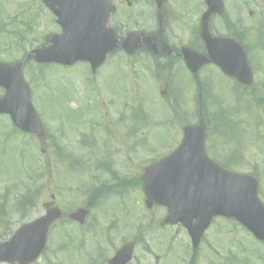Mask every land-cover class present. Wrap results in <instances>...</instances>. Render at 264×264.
I'll list each match as a JSON object with an SVG mask.
<instances>
[{
	"label": "rangeland",
	"instance_id": "374dc122",
	"mask_svg": "<svg viewBox=\"0 0 264 264\" xmlns=\"http://www.w3.org/2000/svg\"><path fill=\"white\" fill-rule=\"evenodd\" d=\"M113 1L120 5L122 16L130 10L128 3H133L132 9L137 11L140 9L141 13L150 10L149 0ZM224 3L226 12L222 17L212 19L211 33L216 36L226 34L229 30L233 33L242 30L246 32L247 42H245L254 56L255 84L246 93L242 94L240 91L235 93V86L218 69L208 66L205 71L199 73L204 86H202L203 89L201 88L202 91L195 87V91H198L196 100H200L198 96L201 93L205 114L211 120L225 117L227 121L225 122L228 124L222 131V139L218 140L215 135L210 139L212 144L218 142V146L220 144L222 146L227 141H231L230 144H226V150L218 149L219 153L214 151L212 153L220 155L227 161L230 149L236 148L235 138L238 132V157H241L242 162L238 161V167L234 166L235 172L249 174L256 171L264 181V135L262 134L264 127L258 129L260 119L264 121V102L260 108L256 104V99L264 100V0H224ZM165 5L171 9L172 14V11L175 12V17H178L175 20L173 15L172 18L170 16L167 23L169 32L165 36L175 43L180 42V45L183 43L200 45L194 40L193 31L199 28L201 17L199 15L206 10L203 0H168ZM27 9L29 13L25 12ZM24 13L26 16H23ZM50 14L41 7L38 0H0V27H2L0 61L13 63L21 60L26 51L30 53L46 45L45 40L48 35L60 34L61 29L56 24L54 16ZM117 18L115 17L111 24L121 31H124V28L128 29L124 24H120L122 18L120 20ZM238 19L241 22H237ZM227 21L231 26L229 30L225 23ZM19 23L24 28H27L26 25L31 26L30 29L34 32L25 33V42L22 41L21 47L18 46L12 34L13 31L22 30L18 26ZM141 23L144 24V22ZM129 27L131 31L139 28L132 23ZM186 27L188 32L184 29ZM126 62L122 58L116 59L113 66L102 68V74L95 75L94 80L87 68L89 66L84 64H77L72 68L49 66L44 70L41 80V73L36 72L35 66V69L32 66H26L24 75L32 87L34 94L32 102L45 123V128L50 134V141L48 140L49 144L43 143L42 140L23 137L19 134L11 139L10 120L7 117H0V200L10 194L7 197L9 210L14 207L19 198L34 195L36 204L30 212L43 213L45 212L44 204L51 201L50 197L53 193L57 196L56 203L59 207L64 208L69 205V210L76 211L77 206H81L84 199L77 200L76 194L81 184L88 179L77 172H71V174L74 173V178L68 175L65 171L69 170L66 163L60 160L55 152L66 158L69 164L78 163L79 165L88 162L84 165L91 166V161L97 165L110 160L114 169H124L127 172L128 164L123 160L122 155L111 154L110 148L122 149L125 140L123 131L128 127L130 137L127 138L126 143L131 148V152L128 151L131 155L128 156L134 163V166L129 169L131 175L135 176L141 165L163 157L175 147L178 139L181 138V134L175 129L176 126L181 128L187 122L197 120L199 116L197 110L189 113L191 111L187 106L189 93L185 95L187 100L183 109H179L173 100L174 95H177L181 89L186 93V90H190L187 72L181 71L177 76V87L174 79L169 78L166 85L162 84L161 79L157 81L153 78L151 71H142L140 63L137 62L133 68L127 67ZM153 90L157 93L156 95ZM160 92L167 94L162 97L159 95ZM2 94L3 92L0 91V97ZM101 102L105 108H102L103 113H100V116H103L102 122L108 126V135L104 143L106 146L103 145V137L96 130L97 124H100V118L99 123L97 122V106L100 103L102 107ZM123 107L128 110L125 112ZM141 108L146 115H149L148 117L141 114ZM185 118L189 120H183ZM170 119H174L177 125L165 126ZM163 121L165 122L162 123ZM235 121L238 122V131ZM214 127L212 122L211 128ZM218 130L220 132V127ZM94 134L99 138L98 144L94 140L96 155L89 156L87 160L83 155L92 153L88 141ZM24 143L26 144L23 145ZM224 151L228 153L224 154ZM34 175L39 180L37 184L30 185L27 183L28 178ZM135 195L137 192L131 196L135 197ZM131 200L134 199H130L128 205L133 210L137 207V203L134 204ZM136 211V214H132L131 211L129 214L132 217V223L136 222L137 218H143L142 225L146 228L143 241L148 246V251L143 253L139 249L138 255L145 259L146 264H156V254L160 256L161 264H182L190 259L187 253L191 252V242L186 231L180 227L162 229L161 222L165 217V209L145 212L141 208H136ZM106 212H110V209ZM215 222L216 225H213L206 233V241L201 248V254H206L211 264H264L263 244L253 241L248 233L242 229L238 230L234 224L226 223L227 221L223 219H216ZM128 233L133 235L135 229L131 228ZM145 244H142L144 249ZM230 257L236 259H230ZM64 264L83 263L80 260L77 262L66 260Z\"/></svg>",
	"mask_w": 264,
	"mask_h": 264
},
{
	"label": "water",
	"instance_id": "95a60500",
	"mask_svg": "<svg viewBox=\"0 0 264 264\" xmlns=\"http://www.w3.org/2000/svg\"><path fill=\"white\" fill-rule=\"evenodd\" d=\"M43 1L58 16L63 33L49 37L47 42L52 46L35 51L28 60L65 66L82 61L90 63L92 70L96 71L118 45L114 33L107 28L114 8L105 0ZM165 1L159 0L160 4ZM206 3L209 10L203 16L201 37L209 50L210 60L228 76L249 85L252 82L251 69L241 46L234 50L231 40L213 39L209 32L210 16L224 13L223 1L206 0ZM124 47L132 54L137 47L133 35L129 36ZM184 60L194 74L210 62L190 49L184 50ZM23 65L11 67L0 63V85L7 90L6 96L0 100V114L10 115L22 131L43 137L42 124L31 105L30 88L23 78ZM143 179L147 206L167 207L169 215L164 224H183L195 246L199 245L215 216L235 218L256 238L264 241V208L258 200L256 180L227 172L209 160L203 127L186 129L185 139L178 150L148 168ZM49 213L40 222L43 223L39 227L41 232L37 243L30 247V242L25 239L30 232L23 230L12 242L0 246V262L18 260L29 264L35 261L45 246L50 226L61 216L58 209ZM131 253V249L127 250L126 258Z\"/></svg>",
	"mask_w": 264,
	"mask_h": 264
},
{
	"label": "flooded vegetation",
	"instance_id": "af4514ba",
	"mask_svg": "<svg viewBox=\"0 0 264 264\" xmlns=\"http://www.w3.org/2000/svg\"><path fill=\"white\" fill-rule=\"evenodd\" d=\"M128 5L131 6L130 3ZM149 7V12H139V16L132 18L134 20L141 17L145 20L143 26L145 32H142V35L149 41H143L140 50L131 58L135 63L141 58L139 62L142 65V71H187L180 56L184 46H181L180 42L175 43L170 38L163 37L164 29L159 28V30L154 26L159 21L158 11H153L152 5ZM147 23L148 25H146ZM125 57L129 61L130 57ZM261 126L264 127V121L261 122ZM262 134L264 135V133ZM125 151H129V149H125ZM128 155L130 154H127V158L130 160L131 158ZM234 159L235 165L238 167V141ZM123 160L126 161L124 158ZM228 161L232 165L231 160ZM104 164L107 165L93 164L92 169H88V171H91V175H87V177L91 180L92 185H81L77 193L80 199H84L80 207L87 209L85 221L83 223L72 222L67 217L60 221V223L72 225L75 228L69 230L60 228L59 243L55 245L54 250H48L44 253V264H64L66 260L72 261L74 258L87 264H109V259L125 244L132 241L135 243L137 251L140 249L143 253L147 252L146 246L145 249L142 248L143 239L146 235L142 218H137V221L133 222L135 225L140 224L139 230L135 226L133 228L136 234L130 235L128 233L131 230L132 217L129 214V205L126 204L125 198L129 193L137 192L133 199L140 205L142 190L139 173L137 172L135 176L131 175L130 169L133 165L129 162H126L128 164L126 166L127 172L124 169H114L109 161ZM259 194L264 204V187L261 183ZM109 209L110 212H106ZM137 211L134 208L131 212L136 214ZM27 214L29 213L19 211L2 212L0 214V243L9 239V235L6 237L4 231L12 227V217L17 218ZM41 216L43 214L37 218ZM37 218L32 217L34 220ZM68 231L73 232L71 238L66 237ZM69 246L70 249H67ZM155 256V263L161 264L160 256L158 254ZM196 256H198V259L194 260L193 258ZM136 257L138 261L135 259L131 264H146L145 259L140 258L138 252ZM189 264H211V261L208 260L206 254L193 252Z\"/></svg>",
	"mask_w": 264,
	"mask_h": 264
}]
</instances>
